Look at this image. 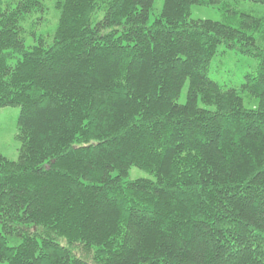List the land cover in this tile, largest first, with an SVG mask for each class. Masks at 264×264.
I'll return each mask as SVG.
<instances>
[{"label":"trees","instance_id":"1","mask_svg":"<svg viewBox=\"0 0 264 264\" xmlns=\"http://www.w3.org/2000/svg\"><path fill=\"white\" fill-rule=\"evenodd\" d=\"M219 1L54 0L46 41L43 0H0V264H264V24L190 18ZM220 45L256 107L208 76Z\"/></svg>","mask_w":264,"mask_h":264},{"label":"rangeland","instance_id":"2","mask_svg":"<svg viewBox=\"0 0 264 264\" xmlns=\"http://www.w3.org/2000/svg\"><path fill=\"white\" fill-rule=\"evenodd\" d=\"M46 11L44 14L45 22H38L35 25V36L44 35L46 41L51 39L56 26L54 0H43ZM162 0H154L150 11V20L159 13ZM246 13L259 17L264 24V4L253 3L248 0H220L210 6L192 5L190 8L191 19H211L221 21L233 27L239 28L240 16ZM29 28V27H28ZM256 33L257 38L264 36ZM29 39H32L31 37ZM264 40L259 45L264 46ZM13 61H10L12 64ZM257 59L241 53L236 49L226 48L220 45L216 54L210 61L208 76L218 82L222 87L234 88L243 99V104L247 108H254L258 105V98L250 95L242 88L245 81L244 76L248 73H255ZM186 85L177 99L179 103L185 102ZM19 107L4 106L0 108V153L10 160H16L19 153L20 142L16 139L18 133L17 119ZM151 177L147 172L135 167H131L127 179Z\"/></svg>","mask_w":264,"mask_h":264}]
</instances>
